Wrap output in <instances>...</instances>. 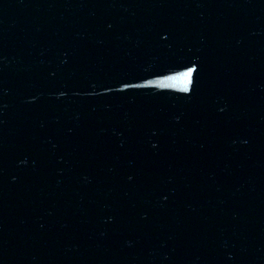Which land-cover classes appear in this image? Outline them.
<instances>
[{"label":"water","instance_id":"1","mask_svg":"<svg viewBox=\"0 0 264 264\" xmlns=\"http://www.w3.org/2000/svg\"><path fill=\"white\" fill-rule=\"evenodd\" d=\"M0 264H264V0H0Z\"/></svg>","mask_w":264,"mask_h":264},{"label":"snow or ice","instance_id":"2","mask_svg":"<svg viewBox=\"0 0 264 264\" xmlns=\"http://www.w3.org/2000/svg\"><path fill=\"white\" fill-rule=\"evenodd\" d=\"M189 77H191V70L185 74V78H189ZM185 90H187V89H185Z\"/></svg>","mask_w":264,"mask_h":264}]
</instances>
